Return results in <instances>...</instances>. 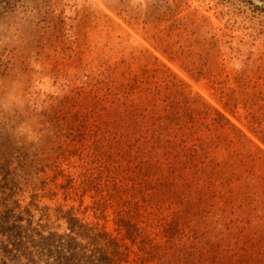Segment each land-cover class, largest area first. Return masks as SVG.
Wrapping results in <instances>:
<instances>
[{
  "label": "rangeland",
  "instance_id": "1",
  "mask_svg": "<svg viewBox=\"0 0 264 264\" xmlns=\"http://www.w3.org/2000/svg\"><path fill=\"white\" fill-rule=\"evenodd\" d=\"M263 11L0 0V264H264Z\"/></svg>",
  "mask_w": 264,
  "mask_h": 264
},
{
  "label": "trees",
  "instance_id": "2",
  "mask_svg": "<svg viewBox=\"0 0 264 264\" xmlns=\"http://www.w3.org/2000/svg\"><path fill=\"white\" fill-rule=\"evenodd\" d=\"M142 166L150 167L151 166V163L149 161H146L145 163L142 164Z\"/></svg>",
  "mask_w": 264,
  "mask_h": 264
}]
</instances>
